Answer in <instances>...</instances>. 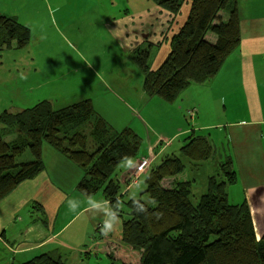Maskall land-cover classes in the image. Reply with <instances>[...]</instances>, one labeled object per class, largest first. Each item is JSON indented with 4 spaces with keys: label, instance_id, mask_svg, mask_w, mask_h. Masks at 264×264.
Wrapping results in <instances>:
<instances>
[{
    "label": "crops",
    "instance_id": "0c3cea01",
    "mask_svg": "<svg viewBox=\"0 0 264 264\" xmlns=\"http://www.w3.org/2000/svg\"><path fill=\"white\" fill-rule=\"evenodd\" d=\"M192 1L173 14L150 0H0V15L31 31L27 48L0 52V111L12 102L33 106L50 99L61 107L91 99L116 130L130 127L148 145L137 162L155 155L156 164L190 135H208L218 160L231 156L239 175L229 188L230 203L247 201L264 234V0H239L240 47L210 85L189 88L173 105L144 92V76L132 60L148 44L152 70L172 73L171 42ZM43 160L40 175L0 202V264H25L45 253L60 254L65 264H108L110 247L123 242L122 221L105 237L98 233L100 217L69 212L68 199L89 195L80 185L84 172L47 144ZM133 171L117 170L123 192ZM142 187L126 195L139 198L144 181ZM34 203L42 211L32 213ZM80 219L81 226L71 228Z\"/></svg>",
    "mask_w": 264,
    "mask_h": 264
},
{
    "label": "trees",
    "instance_id": "16d2710c",
    "mask_svg": "<svg viewBox=\"0 0 264 264\" xmlns=\"http://www.w3.org/2000/svg\"><path fill=\"white\" fill-rule=\"evenodd\" d=\"M150 1L173 14H178L185 2ZM238 3L192 1L186 22L171 42L168 58L176 66L173 74L151 71V51L136 50L132 60L144 74V92L173 105L189 88L210 85L241 45ZM225 10L229 14L226 23L220 16ZM210 33L215 36L214 43L208 38ZM30 40L29 29L15 18L0 15V52L23 50ZM0 121L16 136L6 140L5 132L0 131V202L45 170L43 147L47 144L81 168L84 177L80 184L89 194H101L113 203L120 201L123 242L140 251V264H264V235L259 238L256 233L250 204L229 201V188L237 183L233 159L218 160L210 136L190 135L178 151L146 171V189L137 199L145 203L149 215H137L132 197L123 192L116 173L121 157L139 155L143 139L130 127L112 129L91 99L60 109L53 100H44L16 114L7 111ZM27 151L31 159L18 163ZM185 159L192 165L194 179L178 178L187 168ZM210 162L214 174L207 178L206 192L195 200L193 187ZM145 195L149 201L143 200ZM33 207L43 209L36 203ZM110 259L113 264H132L112 255ZM25 264L65 262L58 253H45Z\"/></svg>",
    "mask_w": 264,
    "mask_h": 264
},
{
    "label": "rangeland",
    "instance_id": "374dc122",
    "mask_svg": "<svg viewBox=\"0 0 264 264\" xmlns=\"http://www.w3.org/2000/svg\"><path fill=\"white\" fill-rule=\"evenodd\" d=\"M220 16L221 17H223V19H224V23H226L227 22V20H228V16H229V14H228V11H222L221 12V14H220ZM208 38L210 39V41L212 42V43H214L215 42V36H214V34L213 33H210V34H208ZM148 44H143V50H146V49H148ZM150 64H151V62H150ZM168 65H172V66H170V69H171V71L173 72V69L175 70V64H173V62H171L170 60L168 61ZM169 66H167V65H165V69L166 68H168ZM164 68V67H163ZM151 71H152V66H151ZM154 71V70H153ZM158 71H160V70H158ZM142 74H143V72H141ZM165 73V72H164ZM165 74H167V73H165ZM169 74H173V73H169ZM143 76H144V74H143ZM144 83V82H143ZM150 97V96H149ZM156 98H158V97H156ZM45 100H50V99H45ZM82 100H84V99H82ZM42 101H44V100H41V101H39L37 104H39V103H41ZM79 101H81V100H79ZM53 102H54V105H55V107L57 108V109H60V108H64V107H66V106H69V105H71V104H74V103H76V102H78V101H76V102H72V103H68V104H65V105H63V106H61V107H57L56 106V104H55V101L53 100ZM36 104V105H37ZM35 105H29V106H19V105H16V104H14L13 102H12V104H10L8 107H5V109H2L1 111H0V116H2L5 112H11V114H16L17 112H19L20 110H24V109H29V108H33ZM189 118L190 119H193V117L195 116V113L193 112V111H189ZM101 115V114H100ZM102 116V115H101ZM103 117V116H102ZM120 117H123L124 118V121H127L128 120V116L125 114V113H122L121 112V114H120ZM104 118V117H103ZM105 119V118H104ZM107 121V120H106ZM108 122V121H107ZM108 124L111 126V128L112 129H114V130H116L109 122H108ZM117 127H121V125H117ZM122 130V129H121ZM121 130H119V131H121ZM0 131H1V133L3 134V132H5L2 136H4V138L6 139V140H10V139H13V138H15L16 136H15V134H13L14 132L13 131H7V129H6V127H5V125L0 121ZM118 131V130H117ZM198 136H202V135H198ZM147 141H151V138H148V140ZM181 144H182V142L181 141H177L176 142V147H178V146H181ZM146 146H148V145H146V144H142L141 145V148H140V152H139V154H145V153H143V151H144V149H145V147ZM151 147V146H150ZM31 154H30V152H25L22 156H20L18 159H17V161H18V163H25V162H27L28 161V158L29 157H31L30 156ZM147 155H150V153H147ZM164 158V157H163ZM142 159H147V161H148V170H147V172L151 169V167H153V164H155L154 163V161L156 160V156L155 155H152V156H148V157H141L140 158V160L138 161V164L140 163V161L142 160ZM161 162V161H160ZM185 162H186V165H187V168H186V170L182 173V174H180L179 176H178V178L179 179H181V180H187V179H192L193 177H195L194 176V173L195 172H192L191 171V164L188 162V160H186L185 159ZM159 163V162H158ZM210 164H211V162L210 163H206V165H205V168H204V170H203V174H202V176H201V178H200V180H199V182H198V184L196 185L195 184V186L193 187V193H194V195H195V200H198L199 198H200V196L202 195V194H204L205 192H206V188H207V178H208V176H211L210 174H214V171H212V168H209L210 167ZM138 166H140V164L138 165ZM135 170H137V169H135ZM235 173H236V175H237V180H238V177H239V175H238V173H237V171H235ZM132 174V173H131ZM146 174L147 173H145V174H142V176L140 177V178H138V180H137V177L135 176V177H133V175H129V177H128V183H127V187H126V193L129 191V189H131V188H133V187H135V184L133 183V181H137V182H139V181H144L145 180V176H146ZM192 174H193V176H192ZM194 179V178H193ZM169 180H171V179H168V180H166V182H168ZM165 183V182H164ZM81 185V184H80ZM129 185V186H128ZM82 186V185H81ZM83 187V186H82ZM85 189V188H84ZM142 197V196H141ZM143 200H145V201H149V197L147 196V195H145V196H143ZM37 208V207H36ZM33 208L32 206H31V208H30V210H32V213H35V212H39V211H42V210H40L39 208ZM253 210V209H252ZM81 219L78 221L77 220V222H75L72 226H71V228H74V227H76V226H78L80 223H81ZM80 222V223H79ZM255 223H256V233H257V229H258V231H259V235H258V237L259 238H261L264 234H262V229H260V228H258L257 227V222L255 221ZM81 226V225H80ZM80 226H78V227H80ZM99 230H100V226H99V228H98V233H99ZM2 231V233L4 234V232L3 231H5L4 229H2L1 230ZM100 234V233H99ZM262 234V235H261ZM117 244H119L118 242H117ZM110 246H112V245H110ZM119 253H118V252ZM109 254L110 255H112L113 257L115 256L116 258H118V259H120V256L121 257H123V259H124V261H128V262H131L132 264H140V259H141V253H140V251H138V250H134L130 245H128V244H126V243H124V242H122V243H120V247L118 246V248H115V247H110V249H109ZM116 254V255H115ZM42 255V254H41ZM38 256H40V255H38ZM38 256H36V257H38ZM35 257V258H36ZM122 259V258H121ZM122 259V260H123ZM33 259H30V261H32ZM29 261V262H30ZM108 264H113V262H112V260L111 261H109V263Z\"/></svg>",
    "mask_w": 264,
    "mask_h": 264
},
{
    "label": "clouds",
    "instance_id": "9594fccd",
    "mask_svg": "<svg viewBox=\"0 0 264 264\" xmlns=\"http://www.w3.org/2000/svg\"><path fill=\"white\" fill-rule=\"evenodd\" d=\"M118 167L123 171H131L138 168V162L134 157L124 155L118 161ZM133 183L137 191L143 190V181H133ZM131 203L137 215H149L148 208L141 199L133 196ZM67 208L77 218L85 212L90 213L93 218L100 217L102 220L100 232L105 237L114 234L120 224L121 204L119 200L113 203L107 199H97L94 195L89 194L83 201L76 198L68 199Z\"/></svg>",
    "mask_w": 264,
    "mask_h": 264
},
{
    "label": "built area",
    "instance_id": "2783aa9c",
    "mask_svg": "<svg viewBox=\"0 0 264 264\" xmlns=\"http://www.w3.org/2000/svg\"><path fill=\"white\" fill-rule=\"evenodd\" d=\"M139 164H140V166H138L137 170H134L131 174V175H133V177L136 176L137 180H138V178H140L142 176V174L146 173V171L148 170L147 168H148L149 163H148L147 159H142Z\"/></svg>",
    "mask_w": 264,
    "mask_h": 264
}]
</instances>
